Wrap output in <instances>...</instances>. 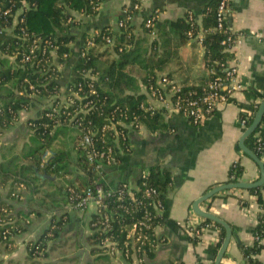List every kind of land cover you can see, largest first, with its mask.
Returning a JSON list of instances; mask_svg holds the SVG:
<instances>
[{
    "label": "trees",
    "instance_id": "trees-1",
    "mask_svg": "<svg viewBox=\"0 0 264 264\" xmlns=\"http://www.w3.org/2000/svg\"><path fill=\"white\" fill-rule=\"evenodd\" d=\"M105 1L0 0V27L3 30L11 29L8 35L5 31L0 33V136L14 127L20 114L28 111L33 104L37 103L41 108L40 115L28 121L29 143L20 152H16L13 145L4 148L0 154V264H39L47 258L49 242L56 239L67 225L68 210L76 204V195L94 189L98 177L94 165L88 161L89 150L80 145L84 132L93 130V139L103 152L111 140L108 133L102 135L101 126L107 123L116 107L124 110L126 116L129 115L128 123L135 119L142 127L151 131L167 129L164 109L155 113L141 109V105L148 100L141 89L145 85L156 83L160 74H165L172 80L168 69L179 57L181 49L191 41L190 32L194 37L199 32L204 33V68L212 74L210 81L224 77L221 65L234 58L233 53L222 44L232 32L227 20L224 29L217 28V12L221 0H213L205 8L201 18L194 15L193 20L189 21V15L186 14L179 19L165 21L158 30L155 15L143 17L141 24H136L141 6L140 9H135L134 6L141 5V1L133 0L128 12L118 21L117 33L105 28L85 37L87 42L94 34V47L82 57L73 83L65 87L61 85V74L50 51L46 56L41 55L33 60V64L22 62V54L38 40L40 47L52 42L57 47L56 55L65 58L70 53L69 38L65 37V33L75 24L72 23V12L94 17L100 11L95 8L99 5L102 7ZM5 12L9 13L5 15ZM152 18V27H146ZM57 33L64 36L57 37ZM106 37L111 38L112 45L106 43ZM112 54L116 55L113 59L110 58ZM88 71L94 75V80L82 76L83 72ZM79 84L83 85L85 92H88L89 86L96 90V94L90 98L94 102V109L84 116L79 114L75 117L82 119L79 129L74 126V121L67 122L66 126L54 127L55 117L46 116L47 105L55 106L61 96L67 99L68 90H77ZM202 87L184 86L182 93H200ZM259 106L257 104L252 113L242 115L247 119V128L252 124ZM74 109L75 107H71L72 113ZM59 137H68L72 148L64 150L63 143H56ZM128 138L130 144V136ZM102 140L104 143L100 142ZM245 145L263 159L264 117L255 133L245 140ZM47 152L50 156L45 158ZM72 152H75V157ZM243 173L244 169L239 163L232 165L228 183L240 182ZM170 184V172L156 167L149 170L146 177H141L136 188L128 183H121L115 189H105L110 193L105 199L107 209L93 215L89 226L91 234L88 240L92 255H98V259L109 258L108 249L102 246L105 240H109L130 261L131 258L126 257L128 247L130 254L132 253L131 243L126 245L129 241L127 236L133 225L142 223L143 227H149L144 233L151 236L153 242L142 247L139 255L144 252L146 258H152L157 245L155 230L164 222V217L153 203L160 202L165 207ZM7 188L9 191L5 194ZM70 188L76 194H71ZM24 189L26 195L22 193ZM148 189L155 190L156 194L147 196ZM248 194L255 196L257 204L264 210V185L249 190ZM14 200L25 205L23 211L15 213L12 204ZM242 204L246 206L247 201L242 200ZM46 213L52 214L50 228L39 239L27 245L25 263L6 258V255L15 251V238L27 232L29 218H41ZM203 222V226L214 224L209 220ZM219 227L221 245L226 232L223 227ZM254 237L252 245H240L243 264H263L258 256L264 249V213L260 216Z\"/></svg>",
    "mask_w": 264,
    "mask_h": 264
},
{
    "label": "crops",
    "instance_id": "crops-1",
    "mask_svg": "<svg viewBox=\"0 0 264 264\" xmlns=\"http://www.w3.org/2000/svg\"><path fill=\"white\" fill-rule=\"evenodd\" d=\"M132 1L106 0L94 17L72 12V23L75 24L65 33V37L69 38L70 53L65 58L54 56L63 87L73 83L77 77L85 37L105 28L117 33L118 21ZM140 1L141 10L136 16V24L140 25L143 17L155 15L158 30L165 21L179 19L188 13L201 18L213 0ZM228 9L230 29L244 36L243 44L231 52L234 63L239 65L238 79L242 90L227 103L219 105L216 112L200 126H194L180 113L172 112L165 113L168 126L165 130L151 131L144 126L131 130L129 152L117 151L118 161L104 167L102 183L108 189H115L121 183L136 188L142 175L152 168L162 167L170 172L171 184L161 213L164 222L155 230L157 246L153 257L140 262L135 256L127 261L120 251L109 254L105 260L92 255L88 237L96 208L91 204L84 211L68 210L67 225L56 239L49 242L48 257L39 264H214L222 245H219L221 228L215 223L206 224L202 236L195 241L186 226L204 224L206 219L195 213L194 203L217 187L233 184L228 180L230 168L235 163L244 169L240 182L253 183L261 176L259 166L240 148L245 131L240 120L244 113H252L256 105L264 100V0H228ZM10 32L11 29L6 30L7 35ZM56 36L64 34L57 33ZM114 57L116 55L112 54L110 58ZM204 57L203 45L192 39L168 69L172 80L183 86L207 85L212 74L205 71ZM40 111L36 103L20 114L16 125L0 136V154L4 148L13 145L16 152H20L29 143L28 121L38 117ZM63 139L68 138L59 137L56 143L61 144ZM69 146L72 148L71 141ZM72 156L75 157L73 152ZM56 181L60 182V179ZM8 191L7 188L4 193ZM22 193L27 194L25 189ZM242 200L247 201L246 206ZM12 204L15 213L25 207L17 200ZM200 209L212 213L232 228L233 236L221 264H243L240 245L253 244L254 231L262 214L256 199L247 190H224L200 204ZM51 218V213L41 218L31 216L27 232L15 238V251L6 258L24 262L27 245L50 228ZM258 259L264 264V249Z\"/></svg>",
    "mask_w": 264,
    "mask_h": 264
},
{
    "label": "built area",
    "instance_id": "built-area-1",
    "mask_svg": "<svg viewBox=\"0 0 264 264\" xmlns=\"http://www.w3.org/2000/svg\"><path fill=\"white\" fill-rule=\"evenodd\" d=\"M140 4L134 6L135 9H140ZM101 6L95 8L96 11H99ZM128 12V10L126 11ZM228 9V0H221L218 12L217 19L219 30L224 29V23L227 20ZM9 12H5L7 15ZM189 21L193 20L194 15L188 13ZM155 19V18H154ZM154 19H150L146 27H152ZM120 25H123L121 23ZM6 32L0 27V33ZM24 32V29H22ZM191 40H196L199 44H203L204 33L199 32L195 37L192 32L189 33ZM108 45H112V40L109 37L104 38ZM244 36L234 32H230L227 38L222 42L226 49L230 52L234 51L237 47L243 44ZM40 41H35L29 48L26 53L22 54L23 63H32L33 60H36L37 57L46 56L48 51H50L51 56L56 55V49L52 42L45 47L39 46ZM94 47V34L91 39H88L84 44V49L82 55L85 56L86 52ZM222 71L224 77H217L215 80L210 81L207 85L203 86L200 93L197 91H191L187 94L182 93L183 85H180L173 80L167 78L166 75H161L158 77L156 83H150L149 85L143 86V93L148 96V100L145 104L141 105V109L155 113L159 109H164L165 113L177 112L186 117L194 126L202 125L207 119H209L217 110L218 106L224 103H227L229 99L238 91L242 90V85L238 79L239 75V65L234 63V59L222 64ZM85 78H90L94 80V75L91 74V71L83 72L82 74ZM96 94V90L93 86H89L88 92H85L83 85L79 84L77 90H68V98L61 96L59 102L55 106L50 107L47 105V114L48 118L55 117L54 127L66 126L67 122H75L74 126L80 128L82 126V119H76L79 114L86 115L94 109V102L90 100ZM77 104V106H75ZM71 107H75L71 111ZM135 117V116H133ZM129 115L126 116L124 110L119 107H116L113 111V115L110 116L107 120V123L101 126L102 135L108 133L109 139L111 140L110 144L105 147V150L101 152L100 148L95 139H93V130L89 129L84 132L82 135L80 145L89 150L88 152V161L90 164L94 165V171L98 177V181H95L94 189H88L83 191L81 194H77L75 197L76 204L72 207L74 210L84 211L89 205L93 204L96 208V214L101 213L103 210L107 209L105 204V199L109 196V192H106L105 186L102 183L103 178V169L105 166L112 165L118 161V152H129L130 144H128V137L130 136V131L134 129H139L142 127L135 119L131 120L128 123ZM246 121L247 119L241 117L240 123L241 126L246 130ZM99 130V129H98ZM127 130V132H126ZM97 133H95L96 135ZM102 137V136H101ZM104 143V141H100ZM50 153L47 152L45 158H48ZM236 164V163H235ZM147 172H145L142 177H146ZM127 187H125L126 189ZM112 190V189H108ZM71 194H76L74 189H69ZM156 194L155 190L148 189L146 190V195L150 196ZM253 198L256 199L255 196ZM153 206L159 213H162L163 206L160 202H154ZM261 209V208H260ZM261 213H264V210L261 209ZM105 219L108 220V217L105 216ZM133 225L130 229L127 238L129 241L126 242V245L130 247L126 250V257L132 258L135 256L140 262L146 258V254L141 251L147 244H152V237L144 233L145 229H148V226ZM205 226V225H204ZM204 226L202 224L197 225H187V231L193 239L200 238L203 234ZM258 239V238H256ZM103 247L108 249L109 254H113L115 251H119L115 243H111L109 240H105L102 243ZM157 246V245H155ZM156 248V247H155ZM121 252V251H120ZM122 253V252H121Z\"/></svg>",
    "mask_w": 264,
    "mask_h": 264
},
{
    "label": "water",
    "instance_id": "water-1",
    "mask_svg": "<svg viewBox=\"0 0 264 264\" xmlns=\"http://www.w3.org/2000/svg\"><path fill=\"white\" fill-rule=\"evenodd\" d=\"M264 117V100L260 103L259 109L254 117V120L252 124L244 131L243 137L240 141V148L243 151V153L248 156L250 159H252L260 169V179L256 182L253 183H248V182H238V183H233V184H226L222 185L220 187H217L210 192H208L206 195H204L201 199L196 201L194 203V211L195 213L206 220H209L217 225L222 226L225 229V238L222 242V245L219 249L218 255L216 256L214 264H221L222 259L226 255V252L228 250L230 241L233 236L232 228L228 223L225 221L221 220L220 218L216 217L212 213L208 211H202L200 209V204L204 203L205 201H208L209 199L213 198L216 194L224 191V190H232V189H239V190H252V189H257L260 188L264 185V162L262 159H260L256 154H254L251 150H249L246 145H245V140L252 134L255 133V131L258 129L260 126L262 120ZM236 237V236H235Z\"/></svg>",
    "mask_w": 264,
    "mask_h": 264
},
{
    "label": "rangeland",
    "instance_id": "rangeland-1",
    "mask_svg": "<svg viewBox=\"0 0 264 264\" xmlns=\"http://www.w3.org/2000/svg\"><path fill=\"white\" fill-rule=\"evenodd\" d=\"M108 60H110L109 58H108ZM200 64H202V63H200ZM135 72V71H134ZM136 74V73H135ZM161 75H165V74H160L159 76H161ZM68 138V137H67ZM62 143H63V145H64V150H69L70 149V146H69V144H70V139H63L62 140ZM74 155L76 156V154H75V152H74ZM57 258V256H55L54 257V259H56ZM53 259V260H54Z\"/></svg>",
    "mask_w": 264,
    "mask_h": 264
}]
</instances>
